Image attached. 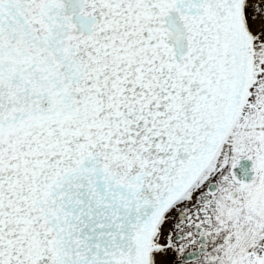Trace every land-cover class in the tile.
I'll return each instance as SVG.
<instances>
[{
  "label": "snow or ice",
  "instance_id": "1",
  "mask_svg": "<svg viewBox=\"0 0 264 264\" xmlns=\"http://www.w3.org/2000/svg\"><path fill=\"white\" fill-rule=\"evenodd\" d=\"M0 264H264V0H0Z\"/></svg>",
  "mask_w": 264,
  "mask_h": 264
}]
</instances>
